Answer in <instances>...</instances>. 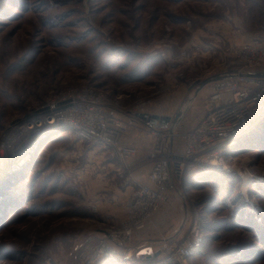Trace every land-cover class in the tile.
Here are the masks:
<instances>
[{"label":"rangeland","instance_id":"obj_1","mask_svg":"<svg viewBox=\"0 0 264 264\" xmlns=\"http://www.w3.org/2000/svg\"><path fill=\"white\" fill-rule=\"evenodd\" d=\"M263 17L264 0H0V142L8 141L0 190L14 183L17 198L0 227V264H45L48 257L80 264L98 240L91 229L119 230L125 215L128 187L110 151L66 127L21 132L44 101L89 87L124 115L144 102L139 113L171 117L164 134L179 151L181 134L202 115L210 81L228 71L234 48L264 37ZM135 118L139 127L153 125ZM256 129L229 149V173L186 171L174 178L148 226L161 242L184 235L193 221L202 225L206 239L189 264H238L224 260L235 247L264 249L257 233L264 219V144L247 147L259 142ZM128 140L140 147L136 162L151 158V135L134 129ZM235 171L247 177L244 190ZM136 172L132 178H142ZM248 213L256 224H248ZM141 232L130 240L145 249ZM253 254L240 264H264V253Z\"/></svg>","mask_w":264,"mask_h":264},{"label":"built area","instance_id":"obj_2","mask_svg":"<svg viewBox=\"0 0 264 264\" xmlns=\"http://www.w3.org/2000/svg\"><path fill=\"white\" fill-rule=\"evenodd\" d=\"M225 66L228 71L210 81L202 115L189 131L181 134L179 151H174L171 134H164L171 117H163L162 124L157 121L148 128L139 127L136 115L144 116L142 122L145 123L150 117L148 113L138 112L145 106L144 102L129 112L130 116L124 115L104 94L89 87H71L44 101L35 111L34 123H27L21 132L31 133L41 125L51 130L66 127L87 143L110 151L121 163L117 178L128 190L120 229L108 230L124 232L130 239L134 233L152 225V218L160 210L174 178L182 179L186 171L229 173L234 168L227 164L234 159L228 153L230 147L264 120V37L237 45L234 58ZM134 129L153 137V155L142 162L144 167L136 162L140 147L128 140ZM7 144V140L0 142V160ZM133 171L142 178H132ZM235 174L242 179L240 189L244 190L246 175H240L239 171ZM203 240L201 226L193 221L184 235L164 238L147 254L139 253L143 248L137 243H129L121 249L107 239L96 240L81 253L80 264L114 259L129 260L132 264H189ZM45 264L60 263L48 257Z\"/></svg>","mask_w":264,"mask_h":264},{"label":"trees","instance_id":"obj_3","mask_svg":"<svg viewBox=\"0 0 264 264\" xmlns=\"http://www.w3.org/2000/svg\"><path fill=\"white\" fill-rule=\"evenodd\" d=\"M256 128L257 129L255 131L256 132L259 131V134H261V136H259L260 140H259V142H255V144H251V146L248 144L247 147H254L255 149H257V148L259 149V147L261 148V146L264 144L263 143V141H264L263 140L264 120L262 122H260ZM247 147H243V148L245 149ZM14 186H15V184L13 183V184L10 185L9 188L7 187V188H4V189L0 190V227L3 225V223L5 221V220H3V216L8 214L7 211L5 210L6 207L8 205H11L12 202L17 200V198L15 199L14 197H12L13 192H11V190L14 188ZM242 217H244V216H242ZM250 217H251V215H249V213H248L247 217H246L248 224L249 225H252L254 223L256 224L257 222L254 221V219H251ZM260 221H261L260 228L257 229V233H258V236H259V239H260V241H258V242L261 243V245L264 247V219L261 218ZM206 227L207 226H205V229H206ZM240 227H242V225ZM253 227H255V225H253ZM213 228H215V227H213ZM201 229H202V227H201ZM203 238H204V240L200 244V248H203L202 246H203V244L205 242V239H206L204 237V235H203ZM261 248H260V246H255V247H252V246H246V247L237 246V247L234 248L235 251L232 250V252L228 256V258H225L224 260H226L228 262H232V260L234 259V261H233L234 263L236 262V263L240 264L244 260V258H247V256L250 257L252 255V253H254L253 255H258V257L261 256L264 253V249L261 250Z\"/></svg>","mask_w":264,"mask_h":264},{"label":"water","instance_id":"obj_4","mask_svg":"<svg viewBox=\"0 0 264 264\" xmlns=\"http://www.w3.org/2000/svg\"><path fill=\"white\" fill-rule=\"evenodd\" d=\"M139 116L142 119L144 118V116H142V115H139ZM157 121L159 122V124H162L163 117H159L157 115H151L147 122H148V124H155V122H157ZM0 187H2V186H0ZM90 234H92L93 237L95 239H98V240H106L107 239L121 249L126 248L129 243H136V241L130 240L129 236L124 232H122V233L112 232L108 229L105 230L102 228L95 227V228L91 229ZM148 252H149L148 249H143L139 253L140 254H147Z\"/></svg>","mask_w":264,"mask_h":264},{"label":"crops","instance_id":"obj_5","mask_svg":"<svg viewBox=\"0 0 264 264\" xmlns=\"http://www.w3.org/2000/svg\"><path fill=\"white\" fill-rule=\"evenodd\" d=\"M124 208H125V200H124V203H123V209ZM149 230H150V227H148L145 230H143V232H141V234H140V236H143V238H144L143 240H144V243H145V249L147 248L148 250H150L153 247L157 246V244H159V242H160L159 238H157L154 234L150 233Z\"/></svg>","mask_w":264,"mask_h":264},{"label":"bare ground","instance_id":"obj_6","mask_svg":"<svg viewBox=\"0 0 264 264\" xmlns=\"http://www.w3.org/2000/svg\"><path fill=\"white\" fill-rule=\"evenodd\" d=\"M239 140H240V139H239ZM239 140H237V141L234 143V145L230 147V149L235 148L234 146L236 145V143H237ZM29 154H30V153H28V155L25 157V159L22 160V164H20V165H22V166H24V167H25V166L27 167V164H28L29 159H30V155H29ZM20 163H21V161H20Z\"/></svg>","mask_w":264,"mask_h":264}]
</instances>
